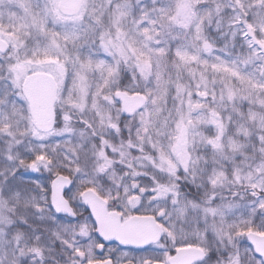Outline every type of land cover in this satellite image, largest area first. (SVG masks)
Instances as JSON below:
<instances>
[{
  "label": "snow or ice",
  "instance_id": "snow-or-ice-1",
  "mask_svg": "<svg viewBox=\"0 0 264 264\" xmlns=\"http://www.w3.org/2000/svg\"><path fill=\"white\" fill-rule=\"evenodd\" d=\"M0 264H264V0H0Z\"/></svg>",
  "mask_w": 264,
  "mask_h": 264
}]
</instances>
